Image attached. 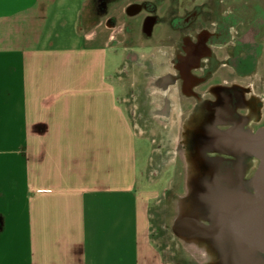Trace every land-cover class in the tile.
I'll list each match as a JSON object with an SVG mask.
<instances>
[{
    "label": "crops",
    "instance_id": "0c3cea01",
    "mask_svg": "<svg viewBox=\"0 0 264 264\" xmlns=\"http://www.w3.org/2000/svg\"><path fill=\"white\" fill-rule=\"evenodd\" d=\"M92 1L0 0V264H176L151 244L148 136L113 83L107 25L82 27ZM59 16L75 20L65 45Z\"/></svg>",
    "mask_w": 264,
    "mask_h": 264
},
{
    "label": "flooded vegetation",
    "instance_id": "af4514ba",
    "mask_svg": "<svg viewBox=\"0 0 264 264\" xmlns=\"http://www.w3.org/2000/svg\"><path fill=\"white\" fill-rule=\"evenodd\" d=\"M256 4L264 6V0H134L125 9L146 35L167 32L156 41L157 47H168L172 65L161 80L175 88L163 91L168 96L177 90L187 100L179 107V144L185 159L191 162L189 166L193 165L185 182L193 199L181 201L171 225L174 234L187 243L199 244L202 239L187 232V227L177 226V218L197 203L201 207L207 191L220 188L216 176L219 168L227 166L233 182L241 179L247 184L259 163L253 156L240 162L232 154L205 146L206 139L217 130L236 125L245 131H256L264 125V90L259 92L253 82L244 86L237 81L246 71L239 66L243 58L253 57L249 76L256 64L264 61L257 57L256 49L264 47V7L256 10ZM240 5L247 9L245 13ZM263 74L260 80L264 82ZM151 140L154 143L156 138ZM202 220L208 222L204 217ZM215 250L211 249L217 255ZM218 261L219 257L216 264Z\"/></svg>",
    "mask_w": 264,
    "mask_h": 264
},
{
    "label": "rangeland",
    "instance_id": "374dc122",
    "mask_svg": "<svg viewBox=\"0 0 264 264\" xmlns=\"http://www.w3.org/2000/svg\"><path fill=\"white\" fill-rule=\"evenodd\" d=\"M106 1H92L90 8L84 12L82 27L89 30L92 26L104 21L110 41L107 47V65L113 74V83L118 88L123 87L129 94L140 93L137 98L129 95L128 103L133 125L137 131L148 136H137L139 185L143 189L159 192V195L152 200L149 210L151 244L155 248L169 249L173 253L176 264H216L217 257L220 259V253L218 251L217 256L214 251H211L215 248L210 242L200 240L199 244L187 243L182 238H178L171 228L174 217L179 213L181 201L193 199L189 186L186 185L187 183L185 184L187 182L186 175L193 165L189 166L191 162L185 159L179 144L182 113L179 107L180 103L184 104L187 100L181 97L177 90L171 92L169 95V100L173 105L171 114L169 117L157 116L158 107L162 105L163 99L166 97L165 92L161 90H167L168 87L175 88L166 84L165 80H161L172 65L168 47L159 48L156 41L165 36L167 32L163 31V35H161L157 31L149 36L139 29L137 19L129 17L125 11L126 6L134 0ZM230 4L231 1L228 6ZM105 7L107 9L104 12ZM263 7L260 4L255 5V9ZM109 8L111 15L106 16L105 13L109 11ZM240 10L243 13L247 11L242 5H240ZM74 21L72 16H59L56 23H49V28L58 35L55 40L57 44L65 45L71 42V29ZM51 26L54 28L52 29ZM242 49L240 48L241 52ZM256 49L257 57L261 60L264 59V47L257 46ZM252 58L241 60L243 62H240V69H245L246 74L241 72L242 77L237 78V81L244 86L253 82L254 87L260 92L264 90V82L260 80L264 73V61L260 65L256 64L252 73L254 76L251 77L252 75H249L252 71L249 69L253 70ZM243 66L245 67L242 68ZM156 90L160 94L155 96ZM175 103L177 107H175ZM139 114L143 116V119ZM160 118L164 121L162 122ZM165 125L168 128H164ZM151 138H156V143H153ZM161 141L163 142L160 143ZM152 147L153 152H151ZM144 172L145 177L143 176ZM156 179L158 181L154 183ZM201 200L203 201V199ZM200 205L201 207L197 203V206L188 208L187 212L203 218L206 216L207 207L203 202Z\"/></svg>",
    "mask_w": 264,
    "mask_h": 264
},
{
    "label": "water",
    "instance_id": "95a60500",
    "mask_svg": "<svg viewBox=\"0 0 264 264\" xmlns=\"http://www.w3.org/2000/svg\"><path fill=\"white\" fill-rule=\"evenodd\" d=\"M205 146L232 154L240 162L253 156L258 166L247 184L241 179L233 182L227 166L219 168L220 188L207 191L202 201L207 207L203 217L209 223L183 212L177 226L187 227L190 234L210 242L220 253L219 264H264V125L256 131L236 125L217 130Z\"/></svg>",
    "mask_w": 264,
    "mask_h": 264
},
{
    "label": "bare ground",
    "instance_id": "6f19581e",
    "mask_svg": "<svg viewBox=\"0 0 264 264\" xmlns=\"http://www.w3.org/2000/svg\"><path fill=\"white\" fill-rule=\"evenodd\" d=\"M222 120V119H221Z\"/></svg>",
    "mask_w": 264,
    "mask_h": 264
}]
</instances>
